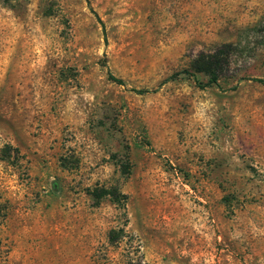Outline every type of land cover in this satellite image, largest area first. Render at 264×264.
Segmentation results:
<instances>
[{
  "label": "rangeland",
  "instance_id": "rangeland-1",
  "mask_svg": "<svg viewBox=\"0 0 264 264\" xmlns=\"http://www.w3.org/2000/svg\"><path fill=\"white\" fill-rule=\"evenodd\" d=\"M89 2L0 0V264H264V0Z\"/></svg>",
  "mask_w": 264,
  "mask_h": 264
},
{
  "label": "trees",
  "instance_id": "trees-1",
  "mask_svg": "<svg viewBox=\"0 0 264 264\" xmlns=\"http://www.w3.org/2000/svg\"><path fill=\"white\" fill-rule=\"evenodd\" d=\"M6 1V0H3ZM90 10L93 12L94 16L101 24L103 32H105L104 24L98 14L90 6L89 0H86ZM231 43H223L211 51L199 52L193 59L189 67L183 68L177 72L172 73L169 78H175L181 74H187L193 76V78L198 82L197 73H203L206 75L207 79L206 85H219V80L224 76L225 70L229 67L230 56L233 53ZM108 78L116 84L124 85V80L118 76H115L110 71L107 72ZM254 80L264 83V79L255 78ZM137 93L149 92V89H132ZM155 90V89H153ZM1 159L7 160L12 164L18 161L19 151L16 147H12L10 144H3L0 148ZM91 197L98 203L100 199L108 197L113 203L124 209L125 195L119 191L116 186L110 187H95L90 193ZM121 232V233H120ZM124 229H110L108 233V239L111 242L117 240L119 235H123ZM119 234V235H117ZM126 264H144L141 261H134L129 259Z\"/></svg>",
  "mask_w": 264,
  "mask_h": 264
}]
</instances>
